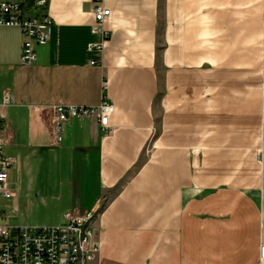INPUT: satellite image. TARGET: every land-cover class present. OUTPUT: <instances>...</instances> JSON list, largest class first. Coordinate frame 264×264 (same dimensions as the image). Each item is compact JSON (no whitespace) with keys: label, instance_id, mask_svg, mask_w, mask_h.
<instances>
[{"label":"crops","instance_id":"crops-1","mask_svg":"<svg viewBox=\"0 0 264 264\" xmlns=\"http://www.w3.org/2000/svg\"><path fill=\"white\" fill-rule=\"evenodd\" d=\"M38 1H7L53 21L33 65L22 30H0L4 222L41 226L21 220L33 203L49 226L104 207L92 264H264V0H103L102 54L93 0ZM103 95L110 132L74 120L54 145L53 107Z\"/></svg>","mask_w":264,"mask_h":264},{"label":"built area","instance_id":"built-area-1","mask_svg":"<svg viewBox=\"0 0 264 264\" xmlns=\"http://www.w3.org/2000/svg\"><path fill=\"white\" fill-rule=\"evenodd\" d=\"M45 1H38L41 8ZM95 23L92 33L98 40L89 46L93 52L103 53L110 38L106 21L111 11L103 0H93ZM3 27L20 28L24 42L22 65L31 66L37 61L36 46L47 45L51 39L53 21L46 14L31 16L23 4L0 0V30ZM102 61H93L101 66ZM103 92L107 82H103ZM12 98L4 97L2 106H9ZM116 108L103 95L95 106L58 104L53 107L52 133L54 145L63 141L64 127L74 120H94L103 132H110L111 117ZM4 116L0 112V128ZM16 161L4 154V140L0 134V200L15 197L11 189L10 170ZM103 208L97 211L78 213L70 211L64 215L65 223L55 226H9L4 222L0 204V264H92L101 253L102 242L99 238L97 220ZM264 257V248L261 250Z\"/></svg>","mask_w":264,"mask_h":264},{"label":"rangeland","instance_id":"rangeland-1","mask_svg":"<svg viewBox=\"0 0 264 264\" xmlns=\"http://www.w3.org/2000/svg\"><path fill=\"white\" fill-rule=\"evenodd\" d=\"M1 1H8V0H1ZM13 174L14 173H11V178H10L11 181L10 182H12ZM6 201L7 200H4V199L0 200V204L2 207L6 204ZM28 212L30 214L29 216H24V217L20 216L23 223H25V224L39 223L38 225H41V226L54 225V223L49 222L50 220H48V218L53 217V215L50 213L51 211L47 210L46 208H44L42 206L40 207V205L38 203H33L32 205H30ZM22 213L25 214L24 210ZM10 218L11 217L9 215H7V223L11 222ZM32 225H34V224H32Z\"/></svg>","mask_w":264,"mask_h":264},{"label":"trees","instance_id":"trees-1","mask_svg":"<svg viewBox=\"0 0 264 264\" xmlns=\"http://www.w3.org/2000/svg\"><path fill=\"white\" fill-rule=\"evenodd\" d=\"M104 208V207H103Z\"/></svg>","mask_w":264,"mask_h":264}]
</instances>
